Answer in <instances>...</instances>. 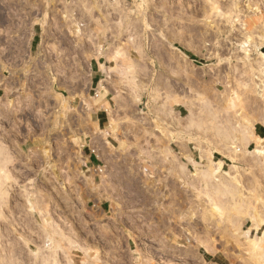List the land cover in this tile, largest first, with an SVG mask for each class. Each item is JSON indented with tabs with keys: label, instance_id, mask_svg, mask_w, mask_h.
I'll use <instances>...</instances> for the list:
<instances>
[{
	"label": "rangeland",
	"instance_id": "1",
	"mask_svg": "<svg viewBox=\"0 0 264 264\" xmlns=\"http://www.w3.org/2000/svg\"><path fill=\"white\" fill-rule=\"evenodd\" d=\"M246 1H8L13 21L33 29L50 55L38 66L34 47L21 60L20 71L45 68L48 76L15 79L17 98L4 102L12 109L0 108V264H263L264 242L254 253L243 232H264V154L254 163L247 152L264 146V42L248 24L264 16V0H250L261 15L246 12ZM94 61L107 68L103 88L91 87ZM58 69L65 77L52 76ZM218 126L226 144L248 127L254 138L245 152L229 153L213 136ZM121 150L137 154L138 173L112 191L85 156ZM53 156L60 166L49 164ZM122 218L150 221L146 244L135 236L143 223H131L132 234ZM102 220L109 223L94 229ZM206 233L214 253L199 244ZM166 251L178 261L162 262Z\"/></svg>",
	"mask_w": 264,
	"mask_h": 264
},
{
	"label": "crops",
	"instance_id": "2",
	"mask_svg": "<svg viewBox=\"0 0 264 264\" xmlns=\"http://www.w3.org/2000/svg\"><path fill=\"white\" fill-rule=\"evenodd\" d=\"M12 0H0V108L7 111L9 109H12L11 107H8L9 103L5 100H15L17 98L16 94L18 92V88L15 85V79L19 78L21 80L23 79H30L33 80L36 79H44L48 76L45 68L41 69L40 71H32L31 74L28 72L20 71L19 70V64L21 60L26 62L30 57H33V48L37 47L39 50V44L38 43V36L34 33L33 29L32 32L29 31L28 26L25 24H22L18 26L11 16L12 10L8 8V4ZM30 40L28 42L29 36ZM23 45V47H22ZM77 44L74 41V47H75V57L78 60V56L81 55L80 53V46L76 49ZM56 46V45H54ZM63 48L57 47V54L55 58V54H53V51L50 50L52 53V61L56 65L60 63L58 61V56H62L63 54H60V52L63 53ZM77 50V51H76ZM79 51V52H78ZM49 52L43 51V48H40L37 58V64L38 66L45 65L47 66V61L49 59ZM102 58H99V60ZM99 61H94V66L91 65L90 72H91V87L93 84L97 83L100 80V77L102 76V71L100 69ZM103 64V63H102ZM78 63H76V59L73 63V69L76 70ZM105 65V64H104ZM58 67V66H56ZM95 68V69H94ZM57 74L52 76H57L58 78H63L65 75H63L64 72H62L60 69H58ZM76 72V71H75ZM99 84V82H98ZM41 89V88H40ZM41 93V92H38ZM97 116V114H95ZM93 122L95 124H98L99 119L96 117V119H93ZM256 130V128H255ZM256 134V131H255ZM120 141L122 139L119 138ZM112 143L117 142L116 140H112ZM124 142V141H123ZM125 143L133 144L134 140L132 138H128ZM137 159V154H135L134 151L130 150L128 152L125 151H115L114 153L103 157L100 154H97L93 151H91V154L85 156V167L89 170L97 171L100 168L104 169L106 176H107V182H108V189H111L112 191L115 189L124 190L127 186V183L131 181L130 175H136L137 168L135 160ZM50 165H59L58 158L56 156H53L52 162L49 163ZM134 165V166H133ZM136 168V169H135ZM142 219V218H141ZM144 219V218H143ZM120 221V220H119ZM142 222L143 226L141 229L143 230V235H135L138 237L137 242L138 244L145 243L144 237L147 236L145 233H147V230L149 229V220H140V218L137 220H128L127 218H122V228H125L129 230L130 233L134 234L135 231L133 230V227L131 226V223L135 222ZM97 223V224H96ZM108 220H102L98 223L95 222L94 229H97L99 226H104V224H108ZM106 226V225H105ZM97 234V232H95ZM97 240L100 238V235L97 234L96 236ZM143 242V243H142ZM98 243V242H97ZM96 243V244H97ZM129 250H130V244L134 243L133 240H128ZM146 244V243H145ZM140 250L142 254H148V247L140 246ZM104 252H102L103 254ZM163 258L161 259L162 262H168L172 261V259L177 262L178 259H175L176 256H171V252L166 251L162 254ZM164 260V261H163ZM160 261V263H161Z\"/></svg>",
	"mask_w": 264,
	"mask_h": 264
},
{
	"label": "bare ground",
	"instance_id": "3",
	"mask_svg": "<svg viewBox=\"0 0 264 264\" xmlns=\"http://www.w3.org/2000/svg\"><path fill=\"white\" fill-rule=\"evenodd\" d=\"M212 1V0H211ZM151 3H152V1H150ZM164 3H166V2H164ZM213 3H215V1H213ZM150 3H148L147 5H149ZM154 4H156V3H154ZM173 4V3H172ZM151 5V4H150ZM165 5V4H164ZM163 5V6H164ZM204 5V4H203ZM166 6V5H165ZM169 6V5H168ZM168 6H166V7H168ZM235 6V8H236V5H234ZM147 7V6H146ZM154 7V6H153ZM152 7V8H153ZM157 7V6H156ZM181 7V6H180ZM245 7V11L246 12H249V11H252L253 12V14H255V15H259L260 14V10H259V7L256 5V4H254L253 2L251 3V1L250 0H247L246 1V5L244 6ZM148 8V7H147ZM162 8V7H161ZM160 8V9H161ZM182 8V7H181ZM204 8V7H203ZM149 9V8H148ZM154 9H155V7H154ZM157 10H158V8H157ZM162 10H164V7H163V9ZM167 10H169V9H167ZM182 10H183V8H182ZM153 11V10H152ZM240 11V10H239ZM154 12H156V11H154ZM160 12H162V11H160ZM164 13V12H163ZM170 13V12H169ZM262 14V13H261ZM260 14V15H261ZM151 15V14H150ZM172 15V14H171ZM153 16V15H152ZM151 16V17H152ZM167 17H168V15H167ZM169 18H172V17H169ZM263 18H264V16L262 15V16H259V23L258 24H256L255 22H250V21H248V22H243L242 21V24L244 23V26H246V24L248 23V24H250V26L251 27H253V26H255V28H259V30H260V34H261V36H260V39H261V41H263L264 42V20H263ZM150 19V18H149ZM156 19V18H155ZM137 20H139V19H137ZM172 20V19H171ZM125 22V21H124ZM123 22V23H124ZM156 22V21H155ZM166 22V21H165ZM138 23V22H137ZM122 24V23H121ZM125 24V23H124ZM124 24H122V26H125ZM130 24H132V23H130ZM158 24V23H157ZM128 25V24H127ZM166 25V24H165ZM135 27H137V26H135ZM120 28V27H119ZM125 28V27H124ZM121 29V28H120ZM138 29V28H137ZM157 29V28H156ZM136 30V29H135ZM138 30H140V29H138ZM257 30V29H256ZM250 31V30H249ZM248 31V32H249ZM248 32H246L244 35H245V37H244V45H248V44H250L251 43V41H252V36H251V32L250 33H248ZM120 33V32H119ZM138 33V32H137ZM82 28L80 27V25L79 24H77V23H74L73 24V26H72V35L74 36V37H76V38H78V37H81L82 36ZM133 34V33H132ZM133 38V37H132ZM131 38V39H132ZM133 41L132 42H134V39H132ZM131 41V40H130ZM44 48V47H43ZM117 53V52H116ZM261 54V56H263V58H262V63H260V66L262 67V66H264V53H260ZM96 55H97V57H99V58H104V55H105V53H104V49H103V47L102 46H100V45H98L97 46V48H96ZM117 55V54H116ZM120 55V54H119ZM114 57H116V56H114ZM99 66H100V69L101 70H103V71H106L107 70V68H106V66L104 65V64H102V63H100L99 64ZM263 69H264V67H263ZM105 82L103 81V80H101V81H99V84H98V86L100 87V88H103V84H104ZM97 87V86H96ZM262 97L264 98V83H263V86H262ZM105 90H106V88H105ZM96 91V90H95ZM106 91H108V90H106ZM97 92V91H96ZM98 97V95H96L95 96V98H97ZM107 97V96H106ZM139 97V96H138ZM137 98V97H136ZM136 100V99H135ZM136 102V101H135ZM137 103V102H136ZM8 106H10V107H12V105H8ZM86 106L87 107H90V106H93V104H88V103H86ZM95 106V105H94ZM194 113L193 112H191V116L189 117V119H188V121H192V122H194L193 121V118H195L194 117ZM195 120V119H194ZM258 121H260V122H262V123H264V118L261 116V118L260 119H258ZM248 127V126H247ZM246 127V128H247ZM224 130V129H223ZM244 130H246V129H244ZM224 131H226V130H224ZM224 131H222L221 130V128L219 129V126H218V128L215 130V132H214V134H213V136H215L216 138H220L221 140L219 141V143H223L222 145H223V147H225L226 149H227V152H229V153H237V152H239V151H241V150H243L244 151V149H245V146L247 145V143H248V141H249V138H254V136H253V134H252V132H251V128L250 127H248L247 128V130L246 131H241L240 133H239V136L237 137V138H235V140H233V142L231 143L230 142V144L229 143H225V141H223V140H227V138L228 137H230V136H226V134L224 135ZM229 131V130H228ZM227 132V131H226ZM227 134H230L229 132L227 133ZM226 136V137H225ZM105 140V139H104ZM259 142H262V139H257ZM104 143H105V141H104ZM107 143V142H106ZM92 144V143H91ZM96 150V149H95ZM94 150V151H95ZM245 152V151H244ZM247 152H249V155L251 156V162H254V163H256L257 161H259V159L262 157V155L264 154V146H261L260 147V145L259 146H257V147H255V149L252 151V152H250L249 150L247 151ZM218 163L219 164H222V161H218ZM254 166H257V164L256 165H254ZM101 171H103V169H101ZM208 173H205V172H201V174H200V181H203V180H206L207 179V177H208ZM213 191L215 192V193H217V192H220L221 190L219 189V188H217V187H214L213 188ZM27 196V195H26ZM28 197V196H27ZM232 201H234V200H232ZM239 202H241L240 201V199H239ZM242 202H243V199H242ZM241 202V203H242ZM39 203V202H38ZM250 219H251V221H252V226H253V228L257 231L258 229H259V224L257 223V218H255V217H253V216H250ZM252 228V229H253ZM244 233V235H245V239H247V242H248V245H249V248L251 249V251H253L254 250V253H255V251L257 250H259L260 251V249H261V243H263L264 242V232H263V234H262V236H259L258 235V233H257V235L254 237V238H252V237H250L249 236V234H250V231L249 230H247V231H244L243 232ZM205 237H204V239L202 240V239H198L200 242H199V244L205 249V251H207V252H211V253H214V245H215V241H213V239H210V237L208 236V233H206V235H204ZM194 237V239H195V235L193 236ZM197 240V239H196ZM178 246H180V245H178ZM256 251V252H257ZM10 252V251H9ZM16 252V251H15ZM13 253V252H12ZM10 254V253H9ZM15 254V253H14ZM258 257V256H257ZM4 258H2V260H3ZM260 259H261V263L263 262V264H264V253L260 256V258L258 259L259 261H260ZM13 262H11V264H12ZM257 263V262H256ZM260 263V262H259ZM15 264H17V263H15ZM258 264V263H257Z\"/></svg>",
	"mask_w": 264,
	"mask_h": 264
}]
</instances>
